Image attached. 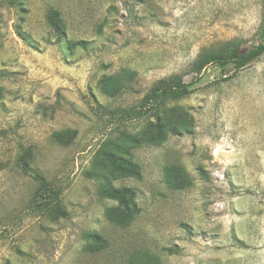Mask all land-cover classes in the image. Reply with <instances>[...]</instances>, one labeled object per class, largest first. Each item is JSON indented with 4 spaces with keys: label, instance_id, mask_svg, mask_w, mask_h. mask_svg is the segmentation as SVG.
<instances>
[{
    "label": "rangeland",
    "instance_id": "obj_1",
    "mask_svg": "<svg viewBox=\"0 0 264 264\" xmlns=\"http://www.w3.org/2000/svg\"><path fill=\"white\" fill-rule=\"evenodd\" d=\"M263 26L264 0H0V264H264V56L193 71L227 43L261 44ZM175 76L191 84L168 103L186 131L144 141L154 120L119 111ZM103 183L136 192L131 216Z\"/></svg>",
    "mask_w": 264,
    "mask_h": 264
},
{
    "label": "trees",
    "instance_id": "obj_2",
    "mask_svg": "<svg viewBox=\"0 0 264 264\" xmlns=\"http://www.w3.org/2000/svg\"><path fill=\"white\" fill-rule=\"evenodd\" d=\"M23 0H13L14 3L20 4ZM47 22L52 30L61 35L65 34L64 20L60 11L57 9H50L47 15ZM262 36L264 40V26L262 28ZM78 45L86 46V41H81ZM264 56V41L248 50H243L234 43H227L218 52L203 53L196 62L193 64V71L196 75L201 74L209 65H218L221 68L227 66H233L236 72H240ZM1 79V77H0ZM103 83L105 91L108 94L117 92L122 88L121 81L118 78H104ZM191 84L186 83L182 77H172L168 80L160 81L153 89L144 97L139 106H135L130 110L119 111L122 114V118L136 120L142 118H152V129L144 134L142 140L150 142L152 144H162L166 142L170 135L179 136L184 131V115L179 113L177 109L168 108V103L171 101H177L188 97L191 94ZM117 113H109L111 116H115ZM26 153L21 157V166L24 171H30V165L27 162ZM109 160L111 164L115 166L116 170H120L126 175H132L140 177L139 166L124 158L110 156ZM94 177V176H93ZM36 180L40 183V189L38 191V197L44 199L46 203L53 202L55 205V217L59 216L64 218L67 216L66 211L58 201L54 202L53 195L58 196L57 192H54L49 187L48 182L41 176L37 175ZM102 192L108 199L118 201L123 209L124 218L133 214L132 207L135 206L134 199L136 198V192L131 188L119 189L114 187L111 183H103ZM138 212V211H136ZM113 220V217H111ZM120 219H116L119 221ZM94 239L99 238L93 236Z\"/></svg>",
    "mask_w": 264,
    "mask_h": 264
}]
</instances>
